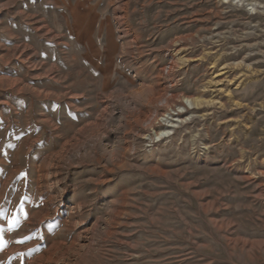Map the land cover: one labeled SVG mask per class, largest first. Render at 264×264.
Returning <instances> with one entry per match:
<instances>
[{
	"label": "rangeland",
	"instance_id": "1",
	"mask_svg": "<svg viewBox=\"0 0 264 264\" xmlns=\"http://www.w3.org/2000/svg\"><path fill=\"white\" fill-rule=\"evenodd\" d=\"M0 264H264V0H0Z\"/></svg>",
	"mask_w": 264,
	"mask_h": 264
},
{
	"label": "bare ground",
	"instance_id": "2",
	"mask_svg": "<svg viewBox=\"0 0 264 264\" xmlns=\"http://www.w3.org/2000/svg\"><path fill=\"white\" fill-rule=\"evenodd\" d=\"M218 35V34H217ZM220 36V35H219ZM214 38H215V32H214ZM178 41H176V43H177ZM172 57V56H171ZM216 66V65H215ZM179 67V65H178V62L174 59V57H173V59L171 60V62H170V65H169V67L166 69H164V71L167 73V74H169V75H172V74H174V72L177 70V68ZM225 67V66H224ZM223 67V68H224ZM226 68V67H225ZM181 99V100H180ZM182 99H186V100H188L189 102L191 101L192 102V104H194L195 106H194V108H198V107H200L201 105H203L204 103H203V100H205V99H203L202 100V98L201 97H199V96H197V95H192V93L190 94V93H187V92H183V93H181V94H172L171 96H167V97H163V98H161V99H159L162 103H163V105L165 106V107H167V108H170L173 104H178L179 102H182ZM214 103V102H213ZM209 105V104H208ZM207 105V106H208ZM206 106V105H205ZM181 111H178L177 112V114L176 115H178V117H180V115H181ZM167 114H170V112H168V111H164V113H163V115H162V117H163V119H164V123H163V125H166L167 127H175V125H173V124H170V122L171 121H176V122H183L184 120H179V119H173V118H170L171 119V121L169 120V116L167 115ZM210 114V113H209ZM165 117H167V118H165ZM160 119V118H159ZM158 119V117L157 116H155L154 117V119H151L150 120V126H155V124L156 123H160V121L161 120H159ZM168 119V120H167ZM155 121V122H154ZM148 123V124H149ZM162 123V122H161ZM161 125V124H160ZM162 126V125H161ZM158 129V128H157ZM163 132H165V131H159V132H156V134L158 135V136H164L165 134H163Z\"/></svg>",
	"mask_w": 264,
	"mask_h": 264
},
{
	"label": "snow or ice",
	"instance_id": "3",
	"mask_svg": "<svg viewBox=\"0 0 264 264\" xmlns=\"http://www.w3.org/2000/svg\"><path fill=\"white\" fill-rule=\"evenodd\" d=\"M12 223L15 224V220H13ZM26 239H28V237H25V240H26ZM20 242L23 243L24 240H21Z\"/></svg>",
	"mask_w": 264,
	"mask_h": 264
}]
</instances>
